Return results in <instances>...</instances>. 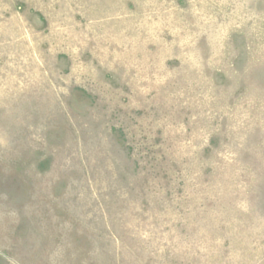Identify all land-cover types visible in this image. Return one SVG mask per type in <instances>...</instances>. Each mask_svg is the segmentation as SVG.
Segmentation results:
<instances>
[{
    "label": "rangeland",
    "instance_id": "1",
    "mask_svg": "<svg viewBox=\"0 0 264 264\" xmlns=\"http://www.w3.org/2000/svg\"><path fill=\"white\" fill-rule=\"evenodd\" d=\"M0 264H264V0H0Z\"/></svg>",
    "mask_w": 264,
    "mask_h": 264
}]
</instances>
